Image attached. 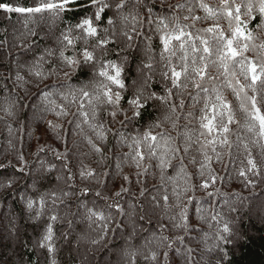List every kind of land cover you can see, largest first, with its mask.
I'll use <instances>...</instances> for the list:
<instances>
[{
    "label": "clouds",
    "instance_id": "9594fccd",
    "mask_svg": "<svg viewBox=\"0 0 264 264\" xmlns=\"http://www.w3.org/2000/svg\"><path fill=\"white\" fill-rule=\"evenodd\" d=\"M103 3L108 15L103 22H96L99 39H88L75 27L97 10L82 2L67 10L64 27L56 24L42 28L35 39L29 32L13 41H0V134L6 132L10 138L8 147L0 151V169L21 167L16 133L33 129L29 134L34 138L37 131L42 139L49 138L46 148L40 146L49 157L45 168L39 163L30 171L25 169L26 175L10 173L8 179H0V264H131L127 253L134 248L138 250V264H244L243 256L253 242H264V175L253 173L256 178L247 177L242 182L236 199L223 209L213 207L215 220L207 209L205 219L198 220L196 211L185 203L192 198L188 194L178 204L174 200L163 219L153 198L144 196L140 204L130 189L126 194L140 207L135 219L128 211L131 204L122 195L118 203L124 214L111 211L121 179L106 177L105 173L114 172L116 158L130 156L133 149L129 144L148 130L170 137L175 148L173 119L184 110L181 102L185 105L189 93H170L171 83L163 76L156 21L173 16L174 0ZM69 28L72 47L65 44ZM101 40L108 46L101 47ZM148 47L150 51H146ZM85 49L90 58L84 55ZM113 66L119 70L116 78L120 86L108 78L116 75ZM32 148L25 143L22 155L28 164ZM125 166L127 170L124 167L120 176H135L144 193L150 183L146 177L155 178L157 173L152 168L159 169L156 160L146 159L143 169L147 174L137 177L140 169L133 171L131 161ZM47 167L52 170L47 171ZM82 169L86 173L83 177ZM214 191L223 195L218 188ZM196 192L201 190L197 187ZM227 195L231 198L232 192ZM41 196L47 207L37 218V211H29L25 202ZM211 196L204 192L196 200ZM185 208L190 216L186 232L177 227L178 219H170L179 218ZM89 210L103 219L90 216ZM52 215L57 217L54 226L61 225L54 254L46 247L41 249L37 237ZM225 226L229 231L222 234ZM161 228L162 235L177 247L167 249L157 241L151 247L146 245ZM166 251L167 261L163 255ZM33 252L35 261L31 259Z\"/></svg>",
    "mask_w": 264,
    "mask_h": 264
},
{
    "label": "snow or ice",
    "instance_id": "6c2138e0",
    "mask_svg": "<svg viewBox=\"0 0 264 264\" xmlns=\"http://www.w3.org/2000/svg\"><path fill=\"white\" fill-rule=\"evenodd\" d=\"M87 3L89 7L95 6L97 8L92 18H84L77 25H75L78 32L82 33L84 37L91 39L93 37H98V27L96 22H103L104 18L107 17L108 12L105 10V5L103 0H59V2H53V0H43L38 6L35 7H21V6H10L6 3H0V9L7 13H20V14H41L44 12H51L57 19H62L61 13L67 14V10L79 3ZM235 0L228 2L224 0L220 7V14L227 18V23L230 29L229 33H225L218 25L209 27L203 30L197 29L195 32L186 31V28H194L195 24L201 19H209L216 17V12L205 5L200 4V7L205 10L208 15L205 17H198L192 14V9L189 8L187 11L189 15L183 17L184 21L191 20V24L181 25L179 22V17L176 15L170 17H164L156 21L158 25L159 41L161 45V60L164 61V72L163 76L166 80L171 83V92L183 93L188 91L189 86L192 89V99L194 102H199L200 93L203 92L204 103L203 107L200 109V115L196 122L199 125V136L194 137L191 130L184 133L185 146L184 152L187 153L189 146L193 142H199V137H204V143L201 144L202 154L204 156V161L201 162L200 166V176L202 183L198 185L188 184L181 190H177L175 187L172 191V197L175 201L179 200L187 194L189 191H196L197 187L201 191H206L210 187H214L217 180H222L223 177H217L212 174L209 167L211 158L208 156L206 151H203L208 146H213V151H215L214 145L219 139L220 144L227 145L231 147L228 142V133L230 132L229 125L233 122V111L231 105L228 104L224 98L221 87L212 84L211 88L206 85L211 83L214 79H219L220 76L224 77L223 87L230 88L232 92L236 95L237 99L240 100V109L249 114V118L253 121H258L259 123V134L264 138V115L261 114V109L257 106L258 103H264V95H261L260 100H257V96L254 94L252 96L245 95L241 98L240 93L244 92L245 89H251L253 93L264 94V40H259L257 31L254 29L252 31L247 30V23L252 19L253 13L258 12L259 16L262 18L259 25L260 31H264V0H241V4L233 7ZM124 5H119L118 8H123ZM181 10L184 9L183 4L176 5ZM241 16L246 19L242 20ZM132 21H135V17H131ZM109 25L112 24L111 20L107 21ZM201 32L203 34H201ZM31 35H35L34 31H30ZM210 34V35H209ZM71 28L65 33V44L68 47H72L71 41ZM131 39V36H129ZM87 42V41H86ZM101 47L108 46L103 40L100 41ZM150 47L146 51H150ZM251 52L253 58H249L246 53ZM84 55L90 58V54L87 50H84ZM178 61V62H177ZM146 68L151 67V65H145ZM113 70L116 72L115 76H109L108 78L120 86L119 80L116 78L119 76V70L113 66ZM215 70L217 73L216 77L212 76V71ZM106 74V73H102ZM237 77H243L245 83L241 84ZM250 81V82H249ZM108 95V93H105ZM110 98V97H109ZM87 99V96H85ZM182 107L183 101L181 102ZM195 107V103L192 105ZM173 113L175 114V108H173ZM225 117L227 122L225 123ZM195 118L194 113L189 111L184 119ZM180 119V116H176L173 119L172 126L176 128V121ZM48 128L51 130L53 125L49 123ZM249 131H252V126L249 127ZM216 133L217 135H213ZM209 137H211L209 139ZM162 142V143H161ZM129 147L133 149L130 156L117 157L115 164V171H109L105 173L106 177L119 176L121 179V186L118 191H115V211L117 214H124L123 209H121L118 200L119 197L126 193L129 189L125 188V184H129V176H120V173L128 161L132 162V166L141 171L137 172V177L147 174V170L143 169V162L146 159H153L157 161L158 168L161 173V180L165 179V170L169 167H174L172 160L178 152V148L172 147L171 138L164 137L161 133L160 135H155L151 130L146 131L142 137L134 138L129 144ZM246 147V146H245ZM44 149L42 147L37 149V155ZM97 151H99L97 149ZM147 151L148 155H145ZM217 159L219 155L217 154ZM41 168H45L47 163L41 161ZM18 164L21 167L16 169L4 168L0 169V179H8L10 173H14L16 176L26 175L25 169L31 170V165L26 162V158L21 154L18 156ZM249 167L241 168L239 175L245 180L247 179V172H251L256 168L255 162L249 158L247 161ZM207 169V172H205ZM51 167H47V171H51ZM184 173V168L181 164L178 175ZM86 173L81 170V176L83 177ZM88 175H93L88 173ZM191 179L190 177L188 178ZM173 183H175V177L172 178ZM209 195H213L212 192H208ZM216 194H219L217 191ZM99 195V193L97 194ZM144 190H140V196H144ZM52 199H55L53 194ZM160 200L163 201L161 205ZM154 206L157 208L163 207L165 213H167L170 208V197L167 194H161L160 199L157 200L153 197ZM186 204H191L195 207V211L200 220L205 219V210L199 206V201L194 198L185 201ZM26 208L29 211L35 209L37 211V218L43 213L47 207L46 199L41 196L39 200H34L28 198L25 202ZM132 207V205H130ZM90 216H95L97 219H103V217L96 213L94 210H89ZM163 219V216L161 217ZM215 220V214L212 217ZM170 219H178L177 227L181 228L183 231H188V224L190 221V216L188 208H185L181 213L179 218L170 217ZM57 220L55 215L49 217L46 228L44 229L39 241L38 246L43 249L47 248L50 254H54L55 249L53 247V233H54V223ZM229 231L228 227L225 226L221 232L227 233ZM164 229H160L159 235H156L152 240L146 241V245L151 247L154 241L159 242L167 249H172L177 247L174 242L168 241L167 237L163 236L162 233ZM182 249L177 251V255L182 254ZM190 251V250H188ZM129 255L131 264H138V250L135 248L127 253ZM165 261H167L169 253L166 251L163 253ZM155 258V257H153Z\"/></svg>",
    "mask_w": 264,
    "mask_h": 264
},
{
    "label": "trees",
    "instance_id": "16d2710c",
    "mask_svg": "<svg viewBox=\"0 0 264 264\" xmlns=\"http://www.w3.org/2000/svg\"><path fill=\"white\" fill-rule=\"evenodd\" d=\"M43 0H0V3H6L10 6L16 7H35L42 3ZM53 2H59V0H53ZM224 0H178L175 2L174 6L183 4L184 9L181 10L177 7H174L175 11L173 15L178 16L179 22L181 25L191 24V20L184 21L183 17L185 15H189L188 9L191 8L192 14L198 17H205L208 13L200 7L201 3H204L211 9L216 12V17L209 19H201L198 23L195 24L194 28H186V31L195 32L197 29L203 30L209 27H213L214 25H218L220 29H222L226 34L230 32L227 18L220 14V7ZM228 2H232V0H228ZM241 0H235L233 7L240 5ZM62 19H57L53 13L44 12L41 14H20V13H7L0 9V41L9 40L13 41L17 37H21L22 35L29 33L30 31H34L38 33L42 28L51 27L56 24L64 27L66 26V16L64 13L60 14ZM242 20L246 18L241 16ZM261 17L258 12L253 13L252 19L247 23V30L252 31L256 30L259 40H264V31H260L259 25L261 23ZM201 34H203L201 32ZM210 35V34H209ZM35 39V36H33ZM19 46V45H18ZM249 58H253V54L251 52L246 53ZM178 62V61H177ZM212 76L216 77L217 73L215 70L212 71ZM240 80L241 84L245 83L243 77H237ZM224 77L220 76L219 79H214L211 83L206 86L211 88L212 84H216L221 87V91L223 92L224 98L232 107L233 111V122L229 125L230 132L228 133V142L231 147L227 145H221L219 139H217L216 144L214 145L215 151H213V146H208L203 151H206L208 156L211 158L209 167L213 175L217 177H223L222 180L218 179L214 187H210L207 192H212L213 195L211 197H207L205 200L201 201L200 204H204V206H199L203 209H207L208 212L212 215L215 214L213 211V207L215 208H225L230 202L231 199H236V192L239 191V188L243 186L242 182H246L243 177L239 175V171L241 168L249 167L247 161L251 158L255 164L256 168L251 172H247V176L250 179H255L253 173L257 175H264V138H262L259 134V123L258 121H253L249 118V114L241 111L240 109V100L237 99L236 95L232 92L230 88L223 87ZM250 82V81H249ZM189 95L185 100V108L180 114V119L176 121V128L172 131L171 135L174 136L175 139V147L178 148V152L172 160V164L174 167H169L165 172V179L161 180L159 176V169L153 167L152 171L157 173L155 178L146 177V180L150 181L147 184L148 191L145 192L144 196H148L149 199L153 197H157V200L160 199L161 194H167L170 197V204L174 202L175 198L172 197V191L175 187L178 191L183 188V186H187L188 184L198 185L202 183V179L200 176V166L201 162L204 161V156L202 154L201 144L204 143V137H199V142H193L189 146V150L187 153L184 152L185 146V138L184 133L186 131L191 130L193 132L194 137L199 136V125L196 122L200 115V109L203 107L204 103V93H200L199 102H194L192 99V89L189 87L188 91ZM257 96V100H260L262 93H253L251 89H245L244 92H241V98L245 95ZM195 103V107L192 105ZM261 109V114L264 115V103H258L257 105ZM191 111L194 113L195 118L184 119V116ZM227 122V118L225 117V123ZM252 126V131H249V127ZM15 127V125L13 126ZM171 127V125H170ZM33 129H26L23 132L16 133L19 139L16 141L17 147L19 148L21 154L24 153L25 143H29L33 145L31 149L32 153H36L38 147L43 146L47 147L49 138H41L39 136V132L37 131L36 137L34 138L31 133ZM213 135H217L214 133ZM211 137H209L210 139ZM8 138L7 133L0 134V151H3L6 147H8ZM246 146V147H245ZM127 149H125L126 151ZM217 154L219 155V159H217ZM51 159H54L52 157ZM41 161L49 162V157L46 152H39L37 155L31 156L30 165L39 164ZM58 163V162H57ZM116 162H113V168L115 169ZM181 164L184 168V173L178 175ZM125 170H127L126 166ZM133 171H135V167L133 166ZM207 172V169H205ZM175 177V183H173L172 178ZM191 178L190 180L188 178ZM132 180V185L125 184L124 187L130 190H133L135 195L139 197V202L142 204L144 200V196H140V187L136 184V177H130ZM152 185H156V187H152ZM134 186V188H133ZM220 189V192L223 195L216 194L214 189ZM119 190V187L116 189ZM225 190V192H224ZM227 191V192H226ZM231 191L232 197L229 198L227 193ZM206 191H201L197 193L188 192L189 196L196 199L197 195H203ZM215 192V193H214ZM122 196L125 197L126 200L132 205V207H128V211L132 213V218L135 219L136 212L140 211V207L138 206L137 200L131 196H128L126 193H123ZM102 203V202H101ZM161 205L163 201L160 200ZM213 203V204H212ZM190 208L195 210L191 204H189ZM208 207V208H207ZM95 210V209H94ZM111 211H115V209H111ZM158 212L160 216H165L163 207L158 208ZM198 220H200L197 217ZM48 221H45L47 224ZM86 226L87 221L83 222ZM167 223V220L164 221ZM61 225L54 226L53 233V241L54 245L59 244V241L56 240V237L59 236V229ZM44 228L40 229V232L37 233L38 239H40ZM111 234V229H108ZM119 231V229H117ZM205 231H207V227L205 225ZM157 235H159V231H157ZM237 255L239 253H236ZM31 259L35 261L34 252L31 254ZM264 260V242L254 241L253 245L248 248V251L243 256L244 264H261V261Z\"/></svg>",
    "mask_w": 264,
    "mask_h": 264
},
{
    "label": "rangeland",
    "instance_id": "374dc122",
    "mask_svg": "<svg viewBox=\"0 0 264 264\" xmlns=\"http://www.w3.org/2000/svg\"><path fill=\"white\" fill-rule=\"evenodd\" d=\"M228 204H229V202H228ZM200 206H204V204H200Z\"/></svg>",
    "mask_w": 264,
    "mask_h": 264
},
{
    "label": "bare ground",
    "instance_id": "6f19581e",
    "mask_svg": "<svg viewBox=\"0 0 264 264\" xmlns=\"http://www.w3.org/2000/svg\"><path fill=\"white\" fill-rule=\"evenodd\" d=\"M184 187V186H183ZM224 192H225V190H224ZM227 192V191H226ZM215 193V192H214ZM213 204V203H212ZM208 208V207H207Z\"/></svg>",
    "mask_w": 264,
    "mask_h": 264
}]
</instances>
